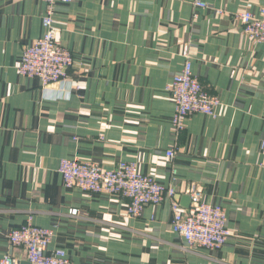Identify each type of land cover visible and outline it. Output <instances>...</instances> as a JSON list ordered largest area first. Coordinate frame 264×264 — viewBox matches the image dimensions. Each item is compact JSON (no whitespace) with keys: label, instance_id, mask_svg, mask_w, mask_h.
<instances>
[{"label":"crops","instance_id":"1","mask_svg":"<svg viewBox=\"0 0 264 264\" xmlns=\"http://www.w3.org/2000/svg\"><path fill=\"white\" fill-rule=\"evenodd\" d=\"M194 1H55L73 65L43 89L17 66L44 32L48 2L0 0V257H23L8 234L32 214L53 232L48 249L65 250L72 264H264V42L248 39L235 17L264 0ZM186 44L220 106L176 131L166 86ZM75 157L107 168L135 162L172 185L183 207L184 186L200 184L231 235L217 249L185 250L168 199L132 217L125 197L66 187L59 161Z\"/></svg>","mask_w":264,"mask_h":264},{"label":"built area","instance_id":"2","mask_svg":"<svg viewBox=\"0 0 264 264\" xmlns=\"http://www.w3.org/2000/svg\"><path fill=\"white\" fill-rule=\"evenodd\" d=\"M46 1L48 5L42 18L44 32L24 48L17 66L20 75L38 78L43 89L65 81L68 69L73 65L72 54L64 47L60 31L53 22L52 7L57 0ZM194 4L206 7L202 0H195ZM235 17L240 21L242 31L248 39L264 42V5L259 6L256 13L244 9ZM182 56L181 70L166 86L174 104L172 127L176 131L183 129L189 115L201 113L215 116L216 109L220 106L219 98L207 92L194 75L187 44L183 47ZM165 154L170 160L174 157V150L168 149ZM58 171L66 187L127 198L126 212L132 217L139 216L145 206L157 205L165 198L168 199L172 211L171 229L182 239L185 250L217 249L231 235L223 207L206 202L200 184L190 182L184 186L190 205L183 207L176 198L177 193L172 185L164 186L152 175L141 172L137 163L132 161H120L114 167L107 168L91 160L62 158ZM52 235L51 229L34 224L33 215L29 214L24 223L8 234L10 244L21 248L23 257L4 254L0 257V264H72L65 250L48 249ZM216 264L228 263L219 260Z\"/></svg>","mask_w":264,"mask_h":264},{"label":"water","instance_id":"3","mask_svg":"<svg viewBox=\"0 0 264 264\" xmlns=\"http://www.w3.org/2000/svg\"><path fill=\"white\" fill-rule=\"evenodd\" d=\"M26 264V263H25Z\"/></svg>","mask_w":264,"mask_h":264}]
</instances>
